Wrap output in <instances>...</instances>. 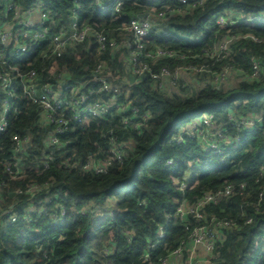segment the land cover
I'll list each match as a JSON object with an SVG mask.
<instances>
[{"label": "trees", "instance_id": "16d2710c", "mask_svg": "<svg viewBox=\"0 0 264 264\" xmlns=\"http://www.w3.org/2000/svg\"><path fill=\"white\" fill-rule=\"evenodd\" d=\"M6 2L0 0L1 23L5 22L1 11ZM166 2L128 0L123 17L117 18L109 12L95 13V0H17L24 8L41 5L61 16L62 23L53 28L55 33L61 25H70L73 9L79 4V12L74 14L79 23L104 33L118 45L115 50L98 54L97 43L90 38L68 47L60 57L52 55L42 64L35 61L31 68L39 72L42 84L53 82L49 70L53 64L58 66V73L66 68L72 80L86 81L97 64L106 62L108 70L122 80L129 72L130 53L122 42H129L133 49L135 42L124 26L153 7L157 12L173 10L156 22V28L174 36H152L145 50L139 52L140 60L147 62L154 73L163 68H203L205 71L191 72L190 76L197 84H207L192 91L180 88L166 93L157 88L149 73L137 76L129 89L138 115L115 113L88 125L72 122L70 132L62 138L67 145L61 149L46 141L52 128L40 125L39 108L19 100L22 113H12L7 131L0 134V264H159L182 242H188L197 226L212 228L227 220H235L236 227L221 231L225 239L216 248L212 264H264V175L243 173L264 167L262 132L242 131L239 149L227 152L230 158L221 163L217 156L207 155L201 169L190 166L203 157L196 139L183 144L171 142L174 133L207 113L215 114L223 124L228 123L230 115L264 113V23H238L228 29L216 26L219 16L239 20L240 13H264V0H189L185 5ZM226 40L230 41L227 54L213 57L216 47ZM47 46L43 43L42 51H47ZM157 49L172 50L175 56L160 60L148 57ZM6 52V66L1 65L0 72L12 74L7 64H22L13 58V49ZM254 59L262 64L261 75L255 79ZM227 69L234 74L228 87L209 83ZM91 88L97 85L87 84L84 91ZM17 94L21 96L18 87ZM103 98L110 97L103 94ZM146 113L151 118L141 129L124 127V119L141 123ZM111 131L121 143L134 142L125 161L114 163L106 174L85 171L91 156L103 159L108 155L110 144L103 135ZM14 136H30L31 145L15 153ZM50 153L54 160L44 168V156ZM169 160H173L172 165L167 164ZM187 174L194 188L181 191L175 181ZM227 181L237 191L245 184L242 194L206 206L201 210L202 219L193 214L183 219L176 215L185 202L194 205L204 192L220 190ZM62 209L63 221L57 222ZM14 215L17 221L11 223ZM161 226L164 238L158 239ZM149 253L152 258L146 261ZM187 259L185 256L183 262Z\"/></svg>", "mask_w": 264, "mask_h": 264}, {"label": "built area", "instance_id": "2783aa9c", "mask_svg": "<svg viewBox=\"0 0 264 264\" xmlns=\"http://www.w3.org/2000/svg\"><path fill=\"white\" fill-rule=\"evenodd\" d=\"M146 1H160L162 5L167 3V0ZM173 1L183 5L189 2V0ZM127 2L128 0H110L109 2L95 0L94 12H109L117 16V18H122ZM2 6L1 12L4 14L5 22H0V66H6L7 49H13V58L20 61L22 65L13 67L7 64L12 74L0 72V100H2L0 101V134L7 131L12 113L16 115L22 113L17 102L24 100L27 105L39 108L40 125L52 128V132L46 140L48 144L56 149H61L67 145V142H63L62 138L70 132L72 122L88 125L92 120H105L108 116L115 113L139 114V109L133 104L131 99L129 86L132 85V82L130 76L136 79L137 76L149 73L153 80L156 81L157 88L166 93L178 92L180 88L192 91L193 87H203L207 84L206 82L197 84L190 76L191 72L205 71L203 68L189 66L176 68L173 71L163 68L160 73H154L147 62L140 60L139 52L145 50V43L152 36L162 38L174 36V34L160 31L156 28V22L160 18L165 17L167 13H172L173 10L166 9L165 11L157 12L155 7L150 12L139 15V20L133 19L128 26H124V29L133 35L135 42L134 49L129 42H122L130 52L128 58L129 72L122 80L116 73L108 70L106 62L97 64L92 76L86 81L72 80L66 68L58 73V66L53 64L49 68L53 82L42 84L39 72L31 68L35 61H41L40 64H42L45 59L51 58L52 55L60 57L68 47L85 43L90 38L95 39L99 51L98 54L107 49H117V42L109 39L104 33L97 32L93 27L79 23L74 16L76 12H79V4L73 9V18L70 25L68 27L61 25V30L56 33L53 28L55 25H59L60 22L62 23V17L54 15L50 9H45L41 5L24 8L17 3V0H8ZM237 17H239V20H236L234 16H219L216 19V26L220 29H228L238 23L250 25L264 23V13L247 16L240 13ZM43 43L49 44L47 51H42L41 45ZM229 43L230 41L227 40L220 43L213 52V57L227 54ZM174 56V51H165L163 49H157L153 54L148 55V57H155L157 60ZM261 71L262 64L254 59L252 78H258L261 75ZM233 76L234 74H232L231 70L227 69L219 77L215 78V81H210L209 83L213 85L227 84ZM15 80H17L16 83ZM87 84L97 85V88H91L85 92L84 87ZM17 87L21 91V96L17 94ZM103 94H107L110 98L105 100ZM96 96H99L100 99L95 100ZM120 98H123L122 101H120ZM150 118L151 115L149 113L142 116L140 119L141 123H134L133 120L126 118L123 120V125L126 128L141 129L143 123ZM263 122L264 113L245 117L230 115L226 124L220 123L215 114L207 113L199 118L192 119L186 127L174 133L171 142L183 144L187 139H196L203 157L192 161L190 166L201 169L204 165V158L207 155L217 156L220 158L221 163L230 158L227 152L239 149L242 141L240 134L242 131L259 129L264 139ZM103 138L109 140L108 155L103 159L91 156L84 165L85 171H91L97 175L106 174L109 167L114 163H123L128 155V150L134 146L133 141L121 143L112 131L107 135H103ZM13 144L14 152L21 153L31 145V137L14 136ZM43 160L44 168H49L50 162L54 160L53 153L45 155ZM167 164L172 165L173 160H169ZM13 166L17 168L18 163L15 162ZM65 167L69 168L68 163L65 164ZM9 173L14 174L12 171H9ZM243 173L262 177L264 175V167L250 168L248 171H243ZM188 179L189 175L187 174L185 178L175 181L178 189L181 191L193 189L194 185ZM244 189L245 184H242L240 191ZM240 191L236 190V186L231 181H227L220 190L204 192L198 198L196 204L185 202L179 207L176 215L183 219L185 216L193 214L198 219H202L204 216L201 210L206 206L217 205L222 200ZM40 215H43V213L40 212ZM61 215L56 219L57 222L63 221L65 210H61ZM27 220L32 221L28 217ZM16 221L17 216H12L10 222L15 223ZM235 227V220L216 223L212 228L197 226L190 236L189 243L186 241L182 242L169 256L161 258L158 262L159 264H212L211 261L214 259L216 248L225 239V235L221 231H230ZM157 237L158 239L164 238V227H159ZM150 248V251H155L156 244H152ZM185 256L188 259L183 262ZM151 258V253L145 256L146 261Z\"/></svg>", "mask_w": 264, "mask_h": 264}, {"label": "water", "instance_id": "95a60500", "mask_svg": "<svg viewBox=\"0 0 264 264\" xmlns=\"http://www.w3.org/2000/svg\"><path fill=\"white\" fill-rule=\"evenodd\" d=\"M131 82L133 83L135 81V78L130 76Z\"/></svg>", "mask_w": 264, "mask_h": 264}, {"label": "rangeland", "instance_id": "374dc122", "mask_svg": "<svg viewBox=\"0 0 264 264\" xmlns=\"http://www.w3.org/2000/svg\"><path fill=\"white\" fill-rule=\"evenodd\" d=\"M231 84H233V82H232V83H230V85H231ZM226 85H227V84H226ZM228 85H229V84H228ZM228 85H227V87H228ZM229 89H230V88H229Z\"/></svg>", "mask_w": 264, "mask_h": 264}]
</instances>
